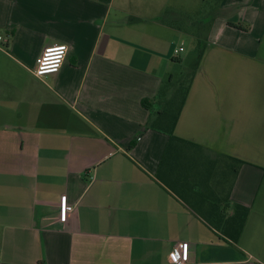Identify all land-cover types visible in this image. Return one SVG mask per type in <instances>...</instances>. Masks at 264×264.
<instances>
[{
  "label": "crops",
  "instance_id": "1",
  "mask_svg": "<svg viewBox=\"0 0 264 264\" xmlns=\"http://www.w3.org/2000/svg\"><path fill=\"white\" fill-rule=\"evenodd\" d=\"M0 37V264H169L180 243L194 264H264V0H0ZM182 61L173 135L201 152L151 128ZM199 195L248 209L237 244Z\"/></svg>",
  "mask_w": 264,
  "mask_h": 264
},
{
  "label": "trees",
  "instance_id": "2",
  "mask_svg": "<svg viewBox=\"0 0 264 264\" xmlns=\"http://www.w3.org/2000/svg\"><path fill=\"white\" fill-rule=\"evenodd\" d=\"M229 26L233 27L235 29L244 31V32H247V29H248L247 27H243L240 24H237V25L236 24H229ZM193 74L194 73L190 72V73H187L186 76L183 75L182 82L180 84V90L175 91L176 99L179 98V100H180L179 104L176 103V106L174 107V105H173L174 96L171 98V101H166L165 104L163 105L164 106L163 114H160L158 120L155 121L151 125V128L166 131V133L170 137V143L169 144H171V146L174 143H180V144H184V145L186 144L187 146L191 147L192 149H197L198 151L201 152L202 148H200L199 146H195V145L190 144L188 142H184L182 140H179L176 137H174V135H173V129H174L177 117L179 115L180 108L182 107L184 100L186 98V95L188 92V84L191 81ZM187 76L189 78L187 81H185L184 78ZM173 110H175L176 113ZM160 125H162L163 127L160 128L159 127ZM230 161L236 163L237 165L242 163L240 161H235V160L233 161L231 159H230ZM232 162L230 164V171H231L230 176L231 177H228V179L234 177L235 174L237 173V168L234 165H232ZM200 168L201 167H198V169H200ZM210 168L213 170L214 166L211 165ZM202 171L204 173L203 177L206 179V181H208L209 179H213V180H215V182H218L221 184L222 181L224 180V183H226L225 182L227 180L226 174L224 177V174L221 176L220 174H217L218 173L217 171H214V170H213V172H209V171L203 170V168H202ZM216 175H218V176H216ZM198 199L199 200H197V204H195V205H194V203L189 202L190 203L189 205H191L192 209L199 212V214L201 215L202 219L206 222V224L211 229H213L214 231H216L217 233H219L223 237L221 239H224L228 243L237 244L238 240L241 236V233L243 231L247 217H248V209L246 207L234 204L231 206L232 214L228 215L225 212V210H219L218 206L215 203H213L211 201L207 202V199L204 198L202 195H199Z\"/></svg>",
  "mask_w": 264,
  "mask_h": 264
},
{
  "label": "built area",
  "instance_id": "3",
  "mask_svg": "<svg viewBox=\"0 0 264 264\" xmlns=\"http://www.w3.org/2000/svg\"><path fill=\"white\" fill-rule=\"evenodd\" d=\"M0 40H2L1 37ZM182 50V48H179L175 53ZM67 51L68 49L65 45L45 48L36 59L34 75L37 78H43L56 74L65 59ZM59 208V220L65 222L67 215L73 211V208L67 204L64 196L60 199ZM169 264H194L190 259V246L188 243H180L173 248L169 257Z\"/></svg>",
  "mask_w": 264,
  "mask_h": 264
},
{
  "label": "rangeland",
  "instance_id": "4",
  "mask_svg": "<svg viewBox=\"0 0 264 264\" xmlns=\"http://www.w3.org/2000/svg\"><path fill=\"white\" fill-rule=\"evenodd\" d=\"M182 48L185 49V52L180 54V57L181 59L184 61L185 58H190V57H193L194 53H195V49L189 44L188 41H185L183 40L182 42ZM182 61V64H181V67H179L178 69L175 70V76L173 78V81L171 82V85L168 86L169 87V91L166 92V95H167V98L166 100L168 101H171V95L174 93V91H179L180 90V84L182 82V77L183 75L186 76L187 73H189V69H190V65L191 63L188 61V62H183ZM188 76L185 77V81L188 80ZM171 93V94H170ZM169 97V98H168ZM165 100V101H166ZM165 101H163L162 103H165ZM174 105V103H173Z\"/></svg>",
  "mask_w": 264,
  "mask_h": 264
}]
</instances>
